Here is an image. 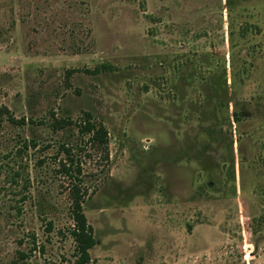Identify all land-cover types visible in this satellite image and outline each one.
<instances>
[{
    "label": "rangeland",
    "instance_id": "rangeland-1",
    "mask_svg": "<svg viewBox=\"0 0 264 264\" xmlns=\"http://www.w3.org/2000/svg\"><path fill=\"white\" fill-rule=\"evenodd\" d=\"M84 111L88 264H264V0H0V264H74Z\"/></svg>",
    "mask_w": 264,
    "mask_h": 264
},
{
    "label": "trees",
    "instance_id": "trees-1",
    "mask_svg": "<svg viewBox=\"0 0 264 264\" xmlns=\"http://www.w3.org/2000/svg\"><path fill=\"white\" fill-rule=\"evenodd\" d=\"M238 7L240 6H237V8ZM235 10L236 9H233L232 6L229 7L230 12H235ZM241 25L242 28L249 27L247 22H243ZM250 26H255V24H250ZM87 71H90L92 74H98L107 71V68L104 66H97ZM10 119L11 121H17L19 123H25L26 121L25 118L17 120L14 116H11ZM71 125L77 126L78 132L86 140L84 144L62 146V152L65 154V158L60 160L59 172L68 181L69 192L72 199L71 215L74 221V227L70 234L76 242L77 252L74 264H88L92 260L90 250L96 245L97 240L93 226L88 223L83 208V204L89 196V192L84 184L82 152L86 151L89 146L100 151L105 158H108L109 130L106 125L98 120L90 111H84L82 116L76 120L71 117H58L53 113L51 126L55 130L63 129ZM49 226L50 228L52 227V222L49 223ZM22 255L25 256L24 254Z\"/></svg>",
    "mask_w": 264,
    "mask_h": 264
}]
</instances>
